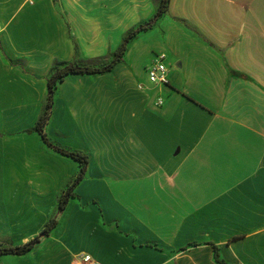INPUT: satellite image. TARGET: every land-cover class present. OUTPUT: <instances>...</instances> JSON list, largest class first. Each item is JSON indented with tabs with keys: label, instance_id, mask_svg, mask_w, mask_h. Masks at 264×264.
<instances>
[{
	"label": "crops",
	"instance_id": "1",
	"mask_svg": "<svg viewBox=\"0 0 264 264\" xmlns=\"http://www.w3.org/2000/svg\"><path fill=\"white\" fill-rule=\"evenodd\" d=\"M159 0H0V264H264V0H170L110 72L69 75L33 130L57 62L108 63ZM166 54L168 85L146 69ZM164 105L158 107V99Z\"/></svg>",
	"mask_w": 264,
	"mask_h": 264
},
{
	"label": "trees",
	"instance_id": "2",
	"mask_svg": "<svg viewBox=\"0 0 264 264\" xmlns=\"http://www.w3.org/2000/svg\"><path fill=\"white\" fill-rule=\"evenodd\" d=\"M170 0H159V7L156 14L147 22L142 23L137 28L129 31L125 36L122 44L118 50L113 54L111 60L102 65L94 66L92 64L80 62V61H71V62H57L51 69V73L48 78V94L44 109L35 125V130L38 132L45 144L53 149L55 152L71 158L79 163V173L74 178L73 182L63 191L59 199V209L64 210L71 198H75V189L81 183L86 175V171L89 165V156L83 151L70 150L66 149L60 145L54 143L46 134L45 129L49 123L52 110L54 105V96L55 91L58 85L63 82L69 75L78 74V75H96L104 74L110 72L118 63L124 60V56L128 50L130 42L136 38L139 34L148 32L155 25L157 20H159L168 10ZM31 131V130H30ZM58 225V220L56 218L51 219L41 231L40 235L34 237L27 243L19 246H3L0 245V256L2 255H25L35 248L38 244L41 243L43 237L48 236ZM215 250V259L219 264H226L223 262L219 255L218 246L214 245Z\"/></svg>",
	"mask_w": 264,
	"mask_h": 264
},
{
	"label": "built area",
	"instance_id": "3",
	"mask_svg": "<svg viewBox=\"0 0 264 264\" xmlns=\"http://www.w3.org/2000/svg\"><path fill=\"white\" fill-rule=\"evenodd\" d=\"M166 54H157L151 64L147 67V76L151 83L155 85H168V67L166 64ZM158 107L164 105L163 99H158L156 102ZM81 264H98L90 255H82L79 257Z\"/></svg>",
	"mask_w": 264,
	"mask_h": 264
},
{
	"label": "rangeland",
	"instance_id": "4",
	"mask_svg": "<svg viewBox=\"0 0 264 264\" xmlns=\"http://www.w3.org/2000/svg\"><path fill=\"white\" fill-rule=\"evenodd\" d=\"M141 35V34H140ZM146 74H147V69H146ZM148 77V76H147ZM149 80V79H148ZM150 82V81H149ZM151 83V82H150ZM151 84H153V83H151ZM153 85H155V84H153ZM32 132H35V133H37V134H39L38 132H36L35 130H28V131H25V134H29V133H32ZM45 143V142H44Z\"/></svg>",
	"mask_w": 264,
	"mask_h": 264
}]
</instances>
